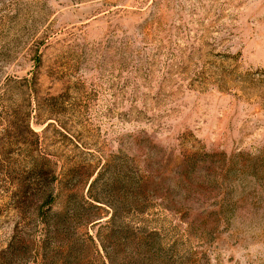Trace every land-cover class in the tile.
<instances>
[{
	"label": "rangeland",
	"instance_id": "obj_1",
	"mask_svg": "<svg viewBox=\"0 0 264 264\" xmlns=\"http://www.w3.org/2000/svg\"><path fill=\"white\" fill-rule=\"evenodd\" d=\"M98 172L97 192L124 187L115 223L88 201ZM53 178L82 196L70 256L39 249ZM102 247L264 264V0H0V264H103Z\"/></svg>",
	"mask_w": 264,
	"mask_h": 264
},
{
	"label": "trees",
	"instance_id": "obj_2",
	"mask_svg": "<svg viewBox=\"0 0 264 264\" xmlns=\"http://www.w3.org/2000/svg\"><path fill=\"white\" fill-rule=\"evenodd\" d=\"M102 173H97V176L92 180V182L89 184L88 189H87V194H88V201L90 204H92L93 207H98L96 204H104L103 203V197H109L113 201V203H108V207H110L113 212L110 217L111 223H115L117 219V208L119 207L117 205V201L115 202L114 197L115 193L117 191H123L124 187L123 186H113L115 183H117L116 179H113L109 183H102L100 190L97 192L96 191V185L98 181L100 180ZM65 176L72 177L74 178V173L73 170L70 172H67L64 174ZM54 177V176H53ZM52 179L51 183H44V186H42V190L40 188V197L43 200L42 205L39 206L37 209L38 210V215L42 217L44 220L45 224V229H44V234L40 246V250L44 252L47 249L50 248L52 245V242H54L55 239L59 238L61 244L63 245H68V254L69 256L77 252L78 250L81 251V248H76L75 244L76 241L74 240V235L71 233V228H72V223L74 221H79L84 219V214L83 208L84 206L81 204L82 203V196L78 192V189H74L69 186L70 180H66L65 182L62 181V183L59 184L58 190L57 187L54 185L56 179ZM115 182V183H114ZM138 195L136 193L134 199L131 201H127L124 203L126 206L129 205V207H135L138 209L139 207V202L141 198H138ZM58 196L63 197L62 199V208L58 212H53L52 207L58 198ZM138 202V203H137ZM88 204L87 206H90ZM94 205V206H93ZM46 207L47 209H43ZM116 207V208H115ZM81 220V221H82ZM108 222V223H109ZM118 231H122L123 227L118 225L117 227ZM118 233V232H117ZM119 234V233H118ZM103 251L105 253L104 258L106 259V263L104 262L103 264H118L114 260L111 259V257L107 254L106 250L104 247ZM71 259V260H70ZM77 261V257H66L65 264H75ZM46 262L45 264H48L49 262ZM53 264V263H51ZM122 264H138V262L133 259V260H127L123 262Z\"/></svg>",
	"mask_w": 264,
	"mask_h": 264
}]
</instances>
